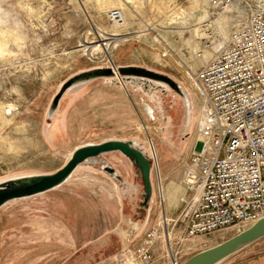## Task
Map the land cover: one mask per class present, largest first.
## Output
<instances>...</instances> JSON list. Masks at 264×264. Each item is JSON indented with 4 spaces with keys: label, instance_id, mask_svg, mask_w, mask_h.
Instances as JSON below:
<instances>
[{
    "label": "rangeland",
    "instance_id": "obj_1",
    "mask_svg": "<svg viewBox=\"0 0 264 264\" xmlns=\"http://www.w3.org/2000/svg\"><path fill=\"white\" fill-rule=\"evenodd\" d=\"M204 4L203 0H0V42L5 49L0 50V181L53 172L76 147L123 136L135 140L149 155L154 142L165 190L164 195L160 193L159 172L153 169L155 197L142 209L139 171L122 154H105L96 163L79 166L57 188L10 200L0 208V264H135L130 252L153 225L162 230L154 248L157 259L170 247L182 245L189 250L184 261L199 247H190L192 240L181 241L184 225L180 222L171 234V244L166 235L182 208L184 157L168 179L163 175L176 165L174 148H185L194 139L199 101L177 70L161 65L154 38L157 33L170 35L163 30L178 13L190 14L186 21L198 23ZM113 7L124 10V26L109 22L107 11ZM112 33L118 39L124 38L120 34L129 38L111 50H96L94 56L81 49ZM111 58L119 65H144L182 82L193 109L189 134L187 107L160 81L129 86L133 103L138 102L137 121L133 115L121 125L71 122L64 136L51 134L47 112L61 84L79 69L104 66ZM105 162L125 182L105 172L101 167ZM165 207L174 216L166 214ZM162 214L167 225L161 224ZM222 233L231 237L235 232ZM206 243L202 245L213 244ZM219 264H264V238Z\"/></svg>",
    "mask_w": 264,
    "mask_h": 264
},
{
    "label": "built area",
    "instance_id": "obj_2",
    "mask_svg": "<svg viewBox=\"0 0 264 264\" xmlns=\"http://www.w3.org/2000/svg\"><path fill=\"white\" fill-rule=\"evenodd\" d=\"M205 4V16L198 23L186 21L191 16L185 13L163 30L170 35L157 33L154 38L161 65L180 73L205 113L192 148L182 156L186 188L182 208L172 227L167 226L169 244L179 222L184 225L183 241L228 229L237 233L264 217V0ZM107 17L114 25H125L122 8L109 9ZM117 36L108 34L98 44L111 50L129 38L120 34L124 38L116 40ZM104 66L111 67L127 88L113 58ZM151 156L153 169L161 173L159 156L156 152ZM166 219L162 214V225H167ZM161 236L160 226L149 227L130 252V261H157L154 248ZM185 250L182 245L170 247L162 257L182 264L189 252Z\"/></svg>",
    "mask_w": 264,
    "mask_h": 264
},
{
    "label": "water",
    "instance_id": "obj_3",
    "mask_svg": "<svg viewBox=\"0 0 264 264\" xmlns=\"http://www.w3.org/2000/svg\"><path fill=\"white\" fill-rule=\"evenodd\" d=\"M118 72L123 83L128 87L137 85V82L153 84L154 81H160L167 84L171 90H174L176 94H173L178 95L187 107L188 118L185 121V126L186 134H189L188 130L193 109L189 91L182 82L144 65H119ZM99 78H106L121 83L113 69L108 66H94L73 74L61 84L50 103L47 112V119L50 120L49 124L52 125L61 100L70 89ZM112 152L122 154L139 171L138 175L143 180L141 208L147 209L154 198V185L151 178L153 170L152 156L143 147L137 145L135 140L119 138L106 139L76 147L64 165L53 172L22 175L0 181V208L10 200L33 196L55 189L67 182L79 166L87 163H96L101 156ZM101 167L116 180L125 182L117 169L110 163L105 162ZM262 238H264V217L223 242L194 253L186 258L182 264H219L244 247Z\"/></svg>",
    "mask_w": 264,
    "mask_h": 264
},
{
    "label": "crops",
    "instance_id": "obj_4",
    "mask_svg": "<svg viewBox=\"0 0 264 264\" xmlns=\"http://www.w3.org/2000/svg\"><path fill=\"white\" fill-rule=\"evenodd\" d=\"M126 64H130V63H122L120 65H126ZM92 67L94 66L85 67L79 69V71L86 70ZM131 95L132 94L130 88L127 89L122 84V82L119 83L117 81H111L106 78H99L90 82H86L74 86L63 96L61 100L59 110L55 115V118L51 125L53 127L51 134L52 133L60 134L61 136H64L67 133L68 124L71 122L77 124H83V125L84 124L121 125L127 123L128 118L133 117V115L135 116V119L137 121L139 116L137 110L138 102L134 101L135 103H133ZM113 138L127 139L126 137L123 136H108L102 138V140L113 139ZM192 144H193V139L190 141L189 145H187L185 148L183 147L178 148L176 144H174L176 146L174 148V157H175L176 165L171 170L163 174L166 179L169 178L173 170L179 167L180 157L186 156L188 154L189 150L192 148ZM167 185H166V189H167ZM166 193L169 198V193L167 190ZM154 197H155V191H154ZM165 212L166 214L174 216L173 210L169 209L168 207H165ZM229 237H225V235L222 234L220 235L216 234L214 236L210 235L206 237H195L193 239H189L193 241V243L189 245L190 247L191 246L193 247L194 245H199V247L195 249L194 252L190 253L189 256L193 255L198 251L219 244L224 240L228 239ZM206 242H212L213 244L207 246ZM203 243L206 244L202 245ZM163 254L164 252L157 256L159 257L157 261L161 260L160 258L162 257ZM160 262L161 261H159L158 263L154 262L153 264H159ZM162 264H170L167 257Z\"/></svg>",
    "mask_w": 264,
    "mask_h": 264
},
{
    "label": "bare ground",
    "instance_id": "obj_5",
    "mask_svg": "<svg viewBox=\"0 0 264 264\" xmlns=\"http://www.w3.org/2000/svg\"><path fill=\"white\" fill-rule=\"evenodd\" d=\"M203 1H205V0H203ZM197 5V4H196ZM156 7H157V9H159V10H161L162 8L160 7V5L159 4H156ZM158 10V11H159ZM161 11H163V9L161 10ZM169 16V15H168ZM178 16H180V14L178 13V14H176L175 16H173V17H171L170 18V20L172 21V20H174L176 17H178ZM205 16V13L200 17L201 19L203 18ZM169 20V21H170ZM116 26L117 27H120L121 25H117L116 24ZM115 36H116V34H114ZM118 38H116V40H117ZM3 42V41H2ZM2 42H0V50H5L4 49V45L2 44ZM95 42V41H94ZM102 44H97V43H95V44H92V45H86V44H83V47L82 48H84V50L86 51V53H88L90 56H94V54H95V51L96 50H102L103 52L104 51H107L106 50V48H103L102 46H101ZM81 48V49H82ZM210 55H211V53L210 52H208L207 54H206V58H208V57H210ZM174 95V94H173ZM176 97H178V95H176ZM180 98V97H179ZM181 99V98H180ZM195 106V105H194ZM194 118L196 119H194L196 122H197V128H196V130L197 129H199V127H200V125H202V123L204 122V118H205V113L201 110V108H199V113L195 116L194 115ZM157 153V155H158V151H157V149H156V147H155V144L153 143L152 145H150V154L152 155H154V153ZM158 159H159V157H158ZM159 172V171H158ZM160 174V173H159ZM159 178V177H158ZM161 181V180H160ZM163 183L161 182V190H162V192H160V193H163V195L165 194V190H164V188H163V185H162ZM160 186V185H159ZM167 190V189H166ZM163 197V196H162ZM161 197V198H162ZM165 204V203H164ZM238 233V232H237Z\"/></svg>",
    "mask_w": 264,
    "mask_h": 264
}]
</instances>
